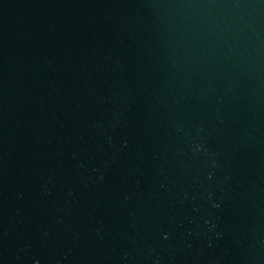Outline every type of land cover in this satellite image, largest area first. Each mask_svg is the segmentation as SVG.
I'll use <instances>...</instances> for the list:
<instances>
[{
	"label": "water",
	"instance_id": "water-1",
	"mask_svg": "<svg viewBox=\"0 0 264 264\" xmlns=\"http://www.w3.org/2000/svg\"><path fill=\"white\" fill-rule=\"evenodd\" d=\"M0 264H264V0H0Z\"/></svg>",
	"mask_w": 264,
	"mask_h": 264
}]
</instances>
